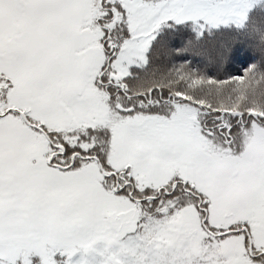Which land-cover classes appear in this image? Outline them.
<instances>
[{
  "label": "snow or ice",
  "instance_id": "snow-or-ice-1",
  "mask_svg": "<svg viewBox=\"0 0 264 264\" xmlns=\"http://www.w3.org/2000/svg\"><path fill=\"white\" fill-rule=\"evenodd\" d=\"M0 264H264V0H0Z\"/></svg>",
  "mask_w": 264,
  "mask_h": 264
}]
</instances>
